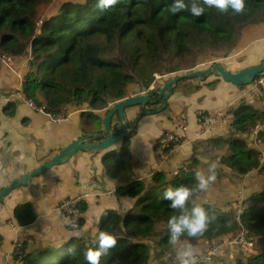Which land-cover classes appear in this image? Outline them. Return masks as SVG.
Instances as JSON below:
<instances>
[{"label":"trees","instance_id":"16d2710c","mask_svg":"<svg viewBox=\"0 0 264 264\" xmlns=\"http://www.w3.org/2000/svg\"><path fill=\"white\" fill-rule=\"evenodd\" d=\"M51 1L0 0V58L30 57L21 89L2 90L5 96H10L3 106L7 116L16 114L20 103V99L14 98L17 95L52 115L67 114L69 105L84 103L92 110L107 112L110 104L130 96V84L144 88L135 94L146 92L165 56L182 58L213 46L232 48L247 25L264 22V0H246L245 11L239 15L231 10L221 13L206 8L199 17L192 16L187 9L171 14L167 7L171 0H118L107 10H101L97 0H66L53 13L40 16V6ZM229 111L233 118L227 133L194 142L192 156L174 174L156 171L149 181L135 178L129 149L135 130L122 140L119 150L104 154L102 161L107 174L122 184L117 195L128 196L135 202L125 213H106L100 221L99 231H109L118 237L115 247L101 258V264H149L151 245L147 240L154 236H160L157 247L161 252L174 249L167 242V222L175 213L163 195L168 188L194 184L193 174L202 162L200 155L207 154L205 150H225L220 161L241 175L255 170L264 172L261 151L247 137L256 127L264 125V108L241 101ZM142 115L144 112L137 115L134 123ZM85 116L90 123L100 119L93 111L85 112ZM258 138L264 141V130ZM202 192L198 189L193 192L189 206L204 207L214 219L202 236H183L181 241L197 243L201 239L235 236L239 231L235 214H224L214 204L199 202ZM248 200L242 224L254 238L264 236V192ZM79 209L83 225L87 204L81 202ZM36 217L30 202L15 208V218L21 226L32 224ZM159 223L165 228L158 233ZM30 238L24 239L21 253L14 256L19 264H87L83 252L94 247L95 241L74 235L60 245L30 249ZM70 244L75 245L73 255L67 252ZM247 255L244 261L230 264H264V252Z\"/></svg>","mask_w":264,"mask_h":264},{"label":"crops","instance_id":"0c3cea01","mask_svg":"<svg viewBox=\"0 0 264 264\" xmlns=\"http://www.w3.org/2000/svg\"><path fill=\"white\" fill-rule=\"evenodd\" d=\"M237 44L239 50L234 56H244L237 58L234 66L221 61L226 69L238 71L261 63L264 59V22L247 25ZM29 58L13 57L11 64L4 63L0 58V190L15 177L48 161L82 134L103 129L106 110H92L88 103L69 105L68 119L55 123L49 113L37 110L30 102L22 100L21 95H17L14 98H19L20 103L16 114L5 115L3 106L10 96H5L2 90L21 89L29 69ZM163 80L159 81L160 86L164 84ZM212 81H216V84L208 85ZM191 85L199 87L192 89ZM137 94L141 93H130V96ZM241 101L256 108H264V89H261L257 80L249 85L237 86L220 77L192 81L186 79L174 87V93L164 110L148 114L141 106L127 109L128 119L132 123L139 113L144 112L138 122L134 123L135 134L130 138L129 145L135 178L149 181L156 171H164L170 175L176 173L192 156L194 142L227 133L228 124L233 118V113L229 110L237 107ZM158 105H149L148 108L156 109ZM199 110L211 113L217 119L213 132L207 137L200 135L197 116ZM87 111L98 114L101 122H88V117L85 116ZM220 112L227 114L226 123L218 116ZM181 115L187 119L184 131L178 127ZM85 121L88 122L87 125H84ZM166 130H178L183 134L182 143L168 151L159 141ZM247 137L249 142L254 139L253 133ZM258 140L260 144L256 148L261 151L260 157H264L263 142L259 138ZM121 143L122 141L117 142L111 151L119 150ZM106 152L79 151L68 162L34 177L29 184L13 189L4 196L0 201V264H8V257L11 260L9 264H19L11 256L13 245L18 239L24 240L28 236L31 237L28 240L30 249L34 246L60 245L77 233L80 237L93 240L106 213L123 214L134 204V199L117 195V188L122 184L107 174L102 161ZM223 168L227 172L225 169L228 167ZM213 194L215 186L212 183L206 190L205 197L209 198ZM74 195H82V203L87 204V210L82 215L84 224L78 231L69 229L65 223L66 218L56 209L64 197ZM24 202L32 203L37 216L27 226L19 225L15 218L16 206ZM216 205L221 206L218 203Z\"/></svg>","mask_w":264,"mask_h":264},{"label":"rangeland","instance_id":"374dc122","mask_svg":"<svg viewBox=\"0 0 264 264\" xmlns=\"http://www.w3.org/2000/svg\"><path fill=\"white\" fill-rule=\"evenodd\" d=\"M63 1H66V0H53L49 3L42 4L39 8L40 16L49 15L50 13H53V11H56V9L60 6V4ZM73 1L83 2L84 0H73ZM237 45H235L232 48L213 46V47L206 48L205 51L195 50L196 51L195 53L187 54L182 58L172 59V57L168 58V55L165 56L164 63L160 67V71H156L154 73V81L149 87V89L146 90V92L149 91L150 89H155L158 86H160L159 81L163 79H164L163 81H166L176 76L177 74L191 72L197 69H205L217 63H221V61H224L226 64L228 63L227 65L229 66H234L235 63H237L235 62L236 59L237 58L240 59L242 58V56H244V55L234 56V54H236V52L239 50V47ZM214 77H217V76L214 74L207 75L204 77L203 80H207L209 78L214 79ZM195 79L199 80V78H195ZM188 80L192 81L194 79H188ZM208 85L210 84L208 83ZM259 85L261 89H263V86L260 83ZM196 86L197 85H194V86L191 85L190 87L194 89L196 88ZM143 89L144 88L138 84L129 85V93L138 92ZM128 110L130 109L128 108ZM117 117H118L117 115L114 117L113 124L117 122L118 120ZM98 122L100 123L101 119H98ZM255 140L257 141L258 138H254L251 142L253 143L255 147L258 148V146L255 144ZM262 142L264 146V141ZM202 149L205 150L206 148H202ZM205 151L207 152L206 155L204 156L200 155V159L202 162L198 167V171L207 175L209 165L212 163H215L216 164L215 173L218 174V176L216 177V180L213 182L215 186V194L209 196L208 198V197H205L206 191H204L198 197L199 202H205L207 204H214V205L218 203L221 206H217V205L216 206L222 213L233 214L234 209L236 207V203L238 201L242 200L244 206H247V204L248 205L250 204V200L248 199L252 195L264 192V172L263 171L255 170L246 175H241L233 170H228L230 168L220 161L221 155H223V152H225V150L218 149L215 151L214 150L213 151L205 150ZM223 166L228 167V169H225L227 172H224ZM262 166H264V161L262 163ZM164 228H165V225L163 223H159L157 225L156 232L159 233ZM219 238H221V236L216 237L215 239L211 241L201 239L197 243H191L196 256L206 253L207 250L212 245V243L217 241ZM159 239H160V236H154L152 237V239L147 240V242L151 245L150 263L152 264H175V261L173 260L174 249L171 251L164 252V253L161 252L160 248L157 247V241ZM175 247H179V242ZM255 252L256 253L264 252V236L255 237V246H254L253 251L250 252L249 255ZM247 256L248 255H243L239 253L238 251H236L235 248H228L222 254L215 256V258H212L210 261H207L204 263H198V264H221V263L230 264L234 262L244 261L247 258Z\"/></svg>","mask_w":264,"mask_h":264},{"label":"clouds","instance_id":"9594fccd","mask_svg":"<svg viewBox=\"0 0 264 264\" xmlns=\"http://www.w3.org/2000/svg\"><path fill=\"white\" fill-rule=\"evenodd\" d=\"M97 3L101 10H107L116 5L118 0H97ZM245 4L246 0H171L167 7L173 15L187 9L192 16L199 17L205 14L206 8H215L221 13L231 10L232 14L239 15L245 11ZM215 168V163L210 164L207 175L195 171L193 174L194 184L191 186L180 185L174 189L168 188L164 192L163 199L168 201V207L175 213L169 217L167 222V242L169 245L174 246L173 260L175 264H198V258L191 242L188 240L181 242V238L183 236L193 238L202 236L214 219L209 210L199 205L189 206V201L194 191L197 189L206 191L216 180ZM79 235L77 233V236ZM117 239L118 237L112 232L99 231L95 237L94 247H90L83 252L87 264H101V258L115 247ZM178 242L179 247H175ZM67 252L69 255H73L75 245L70 244Z\"/></svg>","mask_w":264,"mask_h":264},{"label":"water","instance_id":"95a60500","mask_svg":"<svg viewBox=\"0 0 264 264\" xmlns=\"http://www.w3.org/2000/svg\"><path fill=\"white\" fill-rule=\"evenodd\" d=\"M263 73L264 59L259 64L251 65L238 71L226 69L222 63H217L205 69L177 74L155 89L119 100L108 109L103 117V129L101 131L82 134L76 140L63 147L59 153L52 156L48 161L28 173L15 177L10 184L0 190V201L13 189L27 185L34 177L42 175L55 166L68 162L79 151H111V148L117 142L124 140L135 129V124L128 119V108L141 106L148 114L164 110L168 105V99L174 93V87L184 79L199 78L203 80L205 76L214 74L226 82L243 86L254 83ZM153 104H159L161 107L157 110L149 109L148 106ZM115 115L118 116V121L113 124Z\"/></svg>","mask_w":264,"mask_h":264},{"label":"built area","instance_id":"2783aa9c","mask_svg":"<svg viewBox=\"0 0 264 264\" xmlns=\"http://www.w3.org/2000/svg\"><path fill=\"white\" fill-rule=\"evenodd\" d=\"M12 56H4L2 57L4 63L11 64ZM258 82L264 86V75L258 79ZM22 100H25L22 97ZM31 103L36 109L37 107L30 100H25ZM41 110V109H37ZM43 111V110H41ZM55 123H62L68 119V114H58L52 115L49 114ZM226 115L223 112L218 113V116L221 117L222 121L226 123ZM198 121L200 126V135L202 137H207L213 132L215 123L217 121L216 117L208 113L206 111H200L198 113ZM178 127L181 131H184L187 128V119L184 115H181L179 118ZM263 129V125H259L253 131L254 138H258L259 132ZM161 145L164 149H175L180 143L183 141V134L178 130H166L162 133L161 137ZM255 144H260L259 140H255ZM264 161V157H260V163L262 164ZM81 196L82 195H74V196H66L64 197L60 203H58L56 209L58 212L64 215L67 221V226L69 229L73 231H78L81 229V211L79 206L81 204ZM245 210V206L242 200L236 203V207L234 209L235 220L239 225V231L233 237L229 238H219L217 241L212 243L210 248L206 253L200 254L197 256L198 263H204L210 261L213 257L222 254L228 248H235L236 251L243 255H247L253 251L255 246V238L251 235L250 231L242 224V214ZM24 244L23 239H18L14 245L12 250V257L20 254L22 251V246ZM9 257L7 259L8 264L10 263Z\"/></svg>","mask_w":264,"mask_h":264},{"label":"flooded vegetation","instance_id":"af4514ba","mask_svg":"<svg viewBox=\"0 0 264 264\" xmlns=\"http://www.w3.org/2000/svg\"><path fill=\"white\" fill-rule=\"evenodd\" d=\"M159 107L158 108H156V109H152V110H157V109H159L161 106L160 105H158Z\"/></svg>","mask_w":264,"mask_h":264}]
</instances>
